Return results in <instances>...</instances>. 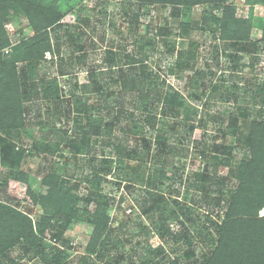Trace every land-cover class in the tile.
<instances>
[{
  "label": "trees",
  "instance_id": "obj_1",
  "mask_svg": "<svg viewBox=\"0 0 264 264\" xmlns=\"http://www.w3.org/2000/svg\"><path fill=\"white\" fill-rule=\"evenodd\" d=\"M126 1L130 2L131 0ZM134 1L139 8L145 6L170 8L173 16L184 18L187 21L194 7L202 6L204 9L197 31H194L196 28L190 21L181 23L177 33H172V29L166 25L154 28L155 35L153 37L155 38H163V36L172 38L171 36L174 34L178 39L189 42V49L178 53L176 63L167 70L170 75L174 74V68L178 70L190 68L187 61L188 58L191 60L194 58V52L199 46L195 40H192L198 31L205 38L215 40L212 48L216 63L219 61V56L227 58L231 62V71L239 72L238 59L241 52L259 51L264 54L263 27L259 39L254 40L253 43L247 42L251 36L249 24L235 18L234 9L226 6L228 0ZM19 12L26 16L37 32H44L40 34V37H34L29 43L22 44L20 42L8 59L0 56V131L3 133L18 131L23 127L22 116H25L32 108L30 99L34 94L39 95L44 101L60 103V89L56 77L40 78L43 87L39 90L31 82H34L39 76L38 65L41 60L52 67L54 66L58 75L65 74L63 69L66 60L60 53L63 43L72 44L75 49L81 52L78 59H83V46L80 42L82 35L85 34V28L90 24L86 17L79 18L74 26L60 22L63 12L54 6L44 5L41 0H0V49L8 45L3 25ZM214 14L220 16L217 17ZM164 42L167 44V41ZM147 46L154 49V39H148L144 46L139 47V50L144 53V48ZM169 46L173 48L172 45ZM46 52H52L56 61L44 59L43 54ZM105 56L109 67L118 64L119 57L126 60L125 65L132 66L129 67L132 71L131 74H125L120 69L117 79L111 80L112 83L119 82L121 84V91L118 94V97L121 98L116 101L114 117L107 122L90 123L83 118L85 113L90 112L85 111L84 107H80V104L75 102L72 136L66 146L73 159L79 158L85 154L84 152L87 153L91 143V134L96 136L102 133L110 134L114 128H118L124 134H140V148L128 150L122 157V146L112 144L116 155L114 158L104 157L99 164H95L93 159L88 161L89 174L81 178V181L86 184V189L90 194L82 199L84 202L82 208L78 206L79 199L75 193H72V188L66 186L67 177L60 176L56 172L57 170L49 172L42 178V185L47 187L45 195L36 198L29 194L33 203H39L44 211V216L40 218L36 232L27 217L0 205V264H2V259L7 264H17L11 258L9 251L16 246H19L22 252L19 259L26 258L27 262L40 258L43 261L42 264H66L67 248L58 246L47 248L39 236L48 231L53 240L65 243L61 237L70 221L85 216L90 217L88 222L93 226L94 233L88 244L87 252L95 253V256L101 260L106 242L98 243L97 238L107 228L106 210L109 199L101 193L100 188L103 181L106 180V176L113 170L117 174L114 179L117 188L126 183L124 187L132 189V185L135 183L132 182L131 176L129 177L125 173V159L140 164L148 161L153 162V168L147 176H135L136 180L138 179L135 182L143 184L146 192L140 196V204L138 202L136 204L141 208L140 213L148 219L158 214L156 221L151 224L152 230L159 238L163 239L168 236L172 244H180L181 254L171 264H264V216L260 218L257 216V212L264 208V161L261 162L257 158L259 150L262 149L259 131L264 132V77L261 82L243 86L242 93H240L241 88L237 83L224 86L219 93V89L225 81L223 76L219 77L216 82L210 81L208 93L211 98L218 97L221 102L234 105V108L226 114H210L206 112L210 103L204 102L202 104L204 111L201 116H198L201 112L197 108H193L178 91L168 87L163 92V83L159 87L157 76L151 71L148 72L146 58L135 60L132 54L120 55L112 49L107 50ZM23 61H26L24 65L16 66L17 62ZM135 64H139V72H135L136 68L133 67ZM211 74L209 67H206L205 70L197 69L194 72L197 81ZM102 76L103 73L100 71H91L88 78L89 83L82 87V91L84 89L88 91L90 86L89 93H94L98 98H102L104 94L105 96L113 94L107 93L106 88L108 87L101 85L97 77ZM133 91L135 94L132 96L125 94ZM192 97L196 100L199 99V96L195 94ZM23 101L24 104H27L23 105ZM159 105L161 106L159 107ZM59 108L56 107L53 109V113L48 114L56 117ZM136 113L139 114L138 118H136ZM166 116L174 119L173 126L175 127H169V124L164 122L165 119L162 120V117L166 118ZM56 119L60 118L56 117ZM209 122L218 123L224 127L225 132L220 129L218 132H221L223 136L232 137L235 145L237 143L246 147L248 155L233 166L231 159L233 147L229 142L224 141L221 145L213 147L212 157L210 160H205L202 171L194 172L192 175L194 181L187 185L186 192L191 188H196L194 190L203 192L202 203L216 209L222 206L226 208L225 218L222 222L213 219L207 212L203 218L200 216L196 218V223L199 222L196 224L193 219L194 215L190 209L185 207L184 199L181 201L177 199L178 196L174 197L171 199L172 206L168 209V200L161 193L152 191L158 185L172 179L168 166L173 149L168 143L170 139L168 129L174 130L178 126L182 127L183 136L181 135L180 139L185 140L186 137L192 135L196 128L205 129ZM143 125H147L148 131L153 134L147 136L148 131H144ZM29 155L28 153L27 156ZM25 158L24 153L16 149L15 145L0 137V163L7 167L8 172L18 169ZM220 165L227 168V177H216L213 174ZM11 176L16 177L17 180L27 181V176L19 171L16 174L13 171ZM70 177L73 178V175ZM227 179L233 181V187L229 189L227 188ZM4 181L5 179H2L0 185H5ZM197 184H199L198 187ZM73 187L77 188L76 185ZM89 205L93 207L91 213L87 211ZM173 222H178L181 226V230L177 233L170 232L168 227ZM186 222L193 225L195 223L194 231L192 229L189 231V228L185 227ZM197 238L206 246V250L198 257H196L194 249ZM126 241L128 240L126 239ZM66 246L72 248L68 244ZM88 256L90 254L81 257L78 264H95ZM142 264H149V260L144 259Z\"/></svg>",
  "mask_w": 264,
  "mask_h": 264
},
{
  "label": "rangeland",
  "instance_id": "obj_2",
  "mask_svg": "<svg viewBox=\"0 0 264 264\" xmlns=\"http://www.w3.org/2000/svg\"><path fill=\"white\" fill-rule=\"evenodd\" d=\"M41 2L47 6H54L63 12L60 22L74 26L79 18L86 17L89 19L90 24L89 27L85 28V34L82 35L80 42L83 46V59H78L81 52L75 49L72 44L63 43L60 53L66 60L63 69L65 74L58 75L54 66L52 67L41 60L38 65L39 76L36 80L34 79L35 81L33 80L34 82H31L39 90L43 87L40 78L50 79L56 77L60 89V103L44 101L39 95L34 94L30 99L32 108L25 116H22L24 119L23 127L18 131H9L8 133L0 131V137L10 141L26 157L22 165L13 170L14 173L16 174L19 171V173L27 176L26 182L17 180L16 177L11 176L13 171L8 172L7 167L0 163V181L5 179V185H0V205L13 209L27 217L31 221L34 232H36L40 218L44 216V211L39 203H33L29 194L36 198L45 195L47 187L42 185V178L49 172L57 170L56 172L60 176L67 177L66 186L72 188V193H75L79 199L78 206L82 208L84 207L82 199L90 194L86 189V184L81 181V178L89 174L88 161L93 159L95 164H99L104 157L114 158L116 155L112 144L122 146V157H124L126 151L140 148V134H124L118 128H114L110 134L102 133L98 136L91 134L88 151L87 153L84 152L85 154L79 158L73 159L66 146L67 141L72 136L75 102H78L80 107H84L85 111L90 112L85 113L83 117L90 123L99 124L114 117L116 101L121 98L118 97L121 84L119 82L112 83L111 80L117 79L120 69L125 74H131L132 71L129 67L132 66L125 65L126 60L119 57L120 62L113 67H109L105 56L107 50L112 49L120 55L132 54L135 60L146 58L148 72L151 71L157 76L159 87L163 83V92L168 87L178 91L193 108L195 107L201 112L198 116H201L202 111H204L202 108L204 102L210 103L206 109V112L210 114H226L234 108V105L223 103L218 97L211 98L208 93L210 81L216 82L219 77L223 76L225 81L224 84L222 83L219 93H221L224 86H229L232 83H237L241 88L240 93H242L243 86L261 82L264 77L263 53L259 51L241 52L238 59L239 72L231 71V62L227 58L219 56V61L216 63L212 48L215 40L205 38L199 31L192 39L199 46L194 52V58L192 60L188 58L187 62L190 68H181V70L174 68V74L167 73V70L176 63L178 53L187 51L190 45L188 40L178 39L174 34H172V38H167V36L155 38L153 37L155 35L154 28L166 25L172 29V33H177L181 23L190 21L192 26L196 28L194 31H197L204 14L202 6L194 7L187 21L184 18L173 16L170 8L162 9L152 6L139 8L134 0L130 2L126 0H41ZM226 6L234 9L235 18L249 24L251 36L247 42L251 41L253 43L254 40L261 37V32L264 29L263 0H228ZM3 26L8 45L0 49V56L2 55L5 59H8L14 53L13 50L20 42L22 44L29 43L34 37H40V34L44 32H37L22 12L13 15L10 21ZM148 39H154L155 48L152 49L147 46L144 48L145 52L142 53L139 47L144 46ZM164 41H167V44ZM169 45H172L173 48ZM171 49L173 50L171 51ZM43 57L47 61H56L52 52L44 53ZM184 62H186L185 59ZM25 63L26 61L17 62L16 66L20 67ZM138 65H133L134 69L136 68L135 72H139ZM206 67L210 68L212 74L197 81L194 72L197 69L205 70ZM91 71L103 73L102 77L97 78L100 80L101 85L108 87L106 88L107 93L111 92L113 94L109 96L104 94L102 98H98L94 93H89L90 86L88 91L87 89L82 91V87L89 83L88 78ZM38 78L39 80H37ZM125 94L127 96L131 94L132 96L135 93L133 91ZM194 94L199 96L198 100L192 97ZM24 103L23 101V105L27 104ZM56 107H60L59 113H56V117L60 118L58 120L48 114L53 113V109ZM256 107L258 108V106ZM135 115L136 118L139 117V114L136 113ZM163 119H165L164 122L169 124V127L174 125V119L170 116L162 117ZM142 128L144 131L149 129L147 125H143ZM219 129L225 132V128L218 123L209 122L205 129L196 128L192 135L184 140L180 139V136H183L182 127L178 126L174 130L169 128L168 135L170 139L168 143L173 149V153L169 157L171 161L168 170L171 172L172 179L158 185L152 191L153 193H161L168 200V209L171 208V199L174 197L178 196L177 199L181 201L184 199L185 207L190 209L194 215L195 223L198 216L203 218V215L207 212L213 219L220 222L223 221L226 214L224 206L216 209L211 205L202 203L203 192L194 190L196 188H191L186 192L187 185L194 181L192 177L194 172L200 173L204 168L205 160H210L212 157L213 147L221 145L224 141L229 142L233 147L231 153L233 166L242 159L244 160L248 155L246 147L237 143L235 145L233 138L223 136L221 132H218ZM152 134L151 131H148L146 135L150 136ZM259 134L262 149L259 150L257 158L262 162L264 161V132L259 131ZM28 153L29 156H27ZM65 161L67 162L65 163ZM76 162L77 164H75ZM152 163V161H148L140 164L125 159V173L129 177L131 176L132 182L135 183L132 185V189H126L124 187L126 183L117 188L114 184L117 174L113 170L103 181L100 188L101 193L109 199V203L106 210L107 228L97 238L98 243L101 241L106 242L101 260L95 256V253L87 252L88 244L94 234L93 226L88 222L89 216L70 221L61 237L65 243L53 240L48 231L44 232L42 236L38 235L41 237V242L47 248L54 246L67 248L68 258L66 264H78V260L87 254H90L88 257L95 264H142L144 259L149 260V264H171L181 254L180 244H172L168 236L163 239L159 238L156 232L152 230L151 224L156 221L158 214L148 219L140 213L141 208L138 205L140 204V196H143L146 192L143 184L135 182L138 180L135 176H147L153 168ZM135 170L136 172H134ZM213 174L216 177H227V168L220 165ZM70 175H73V178ZM78 180L79 182H76ZM227 181V188L233 187V181L228 179ZM73 185H76L77 188L74 189ZM92 209L91 205L87 206V211L90 213ZM262 211H264V208L257 212L258 218L264 216V213H261ZM195 223L193 225L186 222L185 227L189 228V231L193 230V227H196ZM197 223L199 224V222ZM168 227L172 233L181 230L178 222H173ZM66 244L72 248H68ZM194 249L196 257H198L206 250V246L197 238ZM148 250L150 251L148 252ZM9 251L11 258L17 264L43 263L40 258H36L31 262H27L26 258L19 259L22 255L19 246ZM1 262L7 264L3 259Z\"/></svg>",
  "mask_w": 264,
  "mask_h": 264
}]
</instances>
